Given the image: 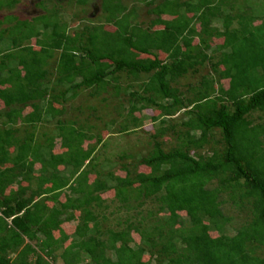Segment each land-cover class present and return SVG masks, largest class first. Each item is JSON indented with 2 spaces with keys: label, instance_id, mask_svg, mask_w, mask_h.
<instances>
[{
  "label": "trees",
  "instance_id": "trees-1",
  "mask_svg": "<svg viewBox=\"0 0 264 264\" xmlns=\"http://www.w3.org/2000/svg\"><path fill=\"white\" fill-rule=\"evenodd\" d=\"M251 1L143 0L156 17L145 26L139 0H100L98 21L92 0H36L26 18L23 0H0V264H264V8ZM207 62L212 72L181 86ZM122 97L129 113L153 111L119 126L150 121V151L100 160L93 119ZM110 191L126 216L102 230ZM148 198L169 215L144 229L130 211Z\"/></svg>",
  "mask_w": 264,
  "mask_h": 264
},
{
  "label": "rangeland",
  "instance_id": "rangeland-1",
  "mask_svg": "<svg viewBox=\"0 0 264 264\" xmlns=\"http://www.w3.org/2000/svg\"><path fill=\"white\" fill-rule=\"evenodd\" d=\"M36 0H23V2H21L18 6V8H15V10H17L16 12H18L19 14H21L20 16L22 18H26V17H31L33 15H37L38 13H40V9L39 11L36 9L35 7V3L34 2ZM61 2H67L68 0H60ZM133 3L129 4L132 5ZM136 6L141 7L140 10V21L145 22V26L150 23V20L156 18L155 15H148L147 11L149 9L148 5L146 6L145 4H143V0L141 2V0H139V3H135ZM67 7V12H65L64 18L65 19H69L70 20V15L73 16L74 21H77L78 18L74 16L75 13H80V8L77 5L74 4H65ZM89 7V12L87 14L88 17L94 19V20H100L101 17L105 16V14H103L101 7H100V0H92V2L90 3ZM251 8L254 9V11H262V9L264 8V0H252L251 1ZM4 13H0V17L3 16ZM165 18H168V16H165ZM214 25L221 27L222 25V20H216L214 22ZM201 26L200 23L197 24V29L198 31L200 30ZM199 38H195L194 40V44L198 43ZM222 41V38H217L214 37L212 39V46H215L217 44H220ZM187 45V43H186ZM209 72H212L211 66L210 64L207 62L205 65L201 66L198 73H193V72H189L187 75H185L184 77H182L180 79V83L181 86H184L185 84H187L188 82H197L200 77L204 74H208ZM129 81V80H128ZM125 81L123 82V85L128 83ZM225 85H228V82H225ZM111 93H113L112 88L109 89V93L108 95H110ZM107 95V94H104ZM86 96L82 97V100L85 98ZM101 97V95H100ZM90 98V97H89ZM81 99V98H80ZM123 100V101H122ZM122 100H120V102H123V105L120 107L118 106V100L116 101V99H112L109 102L105 103L102 105V107H100L99 105H101L103 102L100 100V98H93L90 100L89 105H94V106H99V111L96 113V117H94L93 122L95 123L96 129L95 132H100L103 136L104 143H105V149H103V153L100 155V160H103V158L106 159H112L113 161L117 159V156L120 155V153H124L123 151H130L133 153H140L143 149L144 151H150L151 147L147 146L146 141L149 139V132H153V127L151 123H148L150 121L147 122V124L136 130L133 133L130 134H123L121 133V131L119 130V126L120 124H125L126 122H129L130 120H132V117L134 116V114L136 116H138L140 113H144L146 116H150L152 115L151 112H153L152 110H147L144 112H140V113H129V108H128V101L125 100L124 97H122ZM84 102L88 104V102H86V99H84ZM7 108L5 107L4 103L0 100V111L1 110H6ZM181 116V115H180ZM179 116V117H180ZM257 116V114L255 115ZM254 116V117H255ZM176 118L174 120H178L179 119ZM83 118V116H82ZM4 120V118L0 119V124L1 121ZM115 122V123H114ZM113 123V124H112ZM176 123V122H175ZM1 127V125H0ZM164 140L167 141V145L169 147H171L174 143L177 142V139H175V136L171 137V133L168 134L165 138H163ZM57 146V142H56V150H58ZM102 147V145L100 146ZM210 145L206 146V148H204V150H202V152H209L211 149H209ZM216 148L222 149V146L220 145H215ZM214 148V146H213ZM101 149V148H100ZM59 151V150H58ZM143 151V152H144ZM194 154V152H193ZM110 162V161H109ZM111 164H107L106 165V170H109ZM39 165L37 164L36 167H38ZM112 171L115 174L118 175H124L125 172L121 170V168L119 167L118 164H116L115 162V166L111 168ZM134 169V173H135ZM138 170L142 171L143 168L140 167ZM114 193L112 191L107 192L105 194L102 195L103 198L105 199H109V201H106V204L108 206H110V208L106 211L107 217H108V221L105 222V224H103V228L102 230H104L107 226L115 228L116 224L114 223L115 221H117L119 219V217L126 216L125 213V209H117V205L118 202H116V204H112V197H113ZM63 199H65V196H62ZM225 208V210L227 212H231L233 214H237L234 212V208L228 203V205L223 206ZM157 210V204L156 202H154L151 198H148L147 201L145 202V204L139 209V210H133L130 211L131 213H140V216L145 217V222H144V229H150L152 224H155L154 222H158L159 220H161L162 222L165 221V219L168 217L169 213L168 212H159ZM114 211V214H112ZM121 213H119V212ZM154 211L155 213L157 212V214H154L153 216H148L149 212ZM183 218H186V215H181ZM164 218V219H163ZM117 219V220H116ZM240 220V218H238V221ZM64 226L67 228L68 232L70 233H74L75 231V223H70V224H64ZM92 234H94L95 236L98 237V239L101 240H106L107 239V235H102V236H98L95 232V230L92 232ZM213 237H216L217 234L216 233H212ZM131 245L133 244H137L140 242V234L137 231H131ZM263 253V252H262ZM106 254L107 256L111 257L114 261L117 260V255L115 254V251H112L110 249H106ZM85 262L88 264H93V262L91 261V259L88 256H85Z\"/></svg>",
  "mask_w": 264,
  "mask_h": 264
}]
</instances>
